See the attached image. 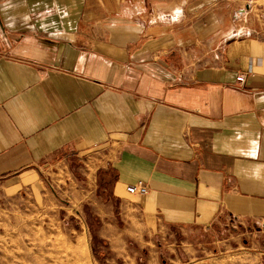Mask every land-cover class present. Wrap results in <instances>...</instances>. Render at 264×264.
<instances>
[{
	"label": "crops",
	"instance_id": "crops-1",
	"mask_svg": "<svg viewBox=\"0 0 264 264\" xmlns=\"http://www.w3.org/2000/svg\"><path fill=\"white\" fill-rule=\"evenodd\" d=\"M156 1L0 0V191L92 166L111 248L219 246L264 224V31L231 20L249 0Z\"/></svg>",
	"mask_w": 264,
	"mask_h": 264
},
{
	"label": "rangeland",
	"instance_id": "rangeland-1",
	"mask_svg": "<svg viewBox=\"0 0 264 264\" xmlns=\"http://www.w3.org/2000/svg\"><path fill=\"white\" fill-rule=\"evenodd\" d=\"M150 2L146 11L152 10ZM156 3L158 13L171 11L178 19L190 7V0ZM230 16L241 30L264 31V0L243 1ZM93 169L82 174L80 165L71 166L55 181L46 174L48 180L16 196L0 191V264H264V224L250 221L226 232V242L219 246L111 248L99 235L118 219V205L105 207L111 184L103 175H92ZM80 237L87 240L86 249L79 247ZM150 249L158 254L150 255ZM125 250L134 258L128 259Z\"/></svg>",
	"mask_w": 264,
	"mask_h": 264
},
{
	"label": "built area",
	"instance_id": "built-area-1",
	"mask_svg": "<svg viewBox=\"0 0 264 264\" xmlns=\"http://www.w3.org/2000/svg\"><path fill=\"white\" fill-rule=\"evenodd\" d=\"M245 81L246 79L243 75L237 77V82L240 85H244ZM126 189H127V192L130 193L131 195H146L149 192L148 186L141 182L134 184V185L127 186Z\"/></svg>",
	"mask_w": 264,
	"mask_h": 264
},
{
	"label": "bare ground",
	"instance_id": "bare-ground-1",
	"mask_svg": "<svg viewBox=\"0 0 264 264\" xmlns=\"http://www.w3.org/2000/svg\"><path fill=\"white\" fill-rule=\"evenodd\" d=\"M87 243H88V242H87V240L85 239V237H80V238H79L78 245H79L80 248H82V249H86V244H87ZM72 251H73V253L75 254L74 257L76 256V258H77V251L74 250V249H72Z\"/></svg>",
	"mask_w": 264,
	"mask_h": 264
}]
</instances>
